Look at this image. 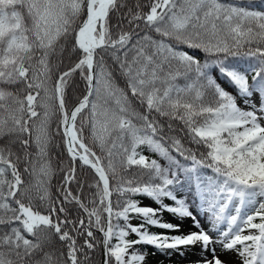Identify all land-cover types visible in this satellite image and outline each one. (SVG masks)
<instances>
[{
  "label": "snow or ice",
  "instance_id": "1",
  "mask_svg": "<svg viewBox=\"0 0 264 264\" xmlns=\"http://www.w3.org/2000/svg\"><path fill=\"white\" fill-rule=\"evenodd\" d=\"M137 245L264 264V0H0V264Z\"/></svg>",
  "mask_w": 264,
  "mask_h": 264
},
{
  "label": "trees",
  "instance_id": "2",
  "mask_svg": "<svg viewBox=\"0 0 264 264\" xmlns=\"http://www.w3.org/2000/svg\"><path fill=\"white\" fill-rule=\"evenodd\" d=\"M255 2V5L256 6H261V0H254ZM141 3L142 4H145L146 3V0H141ZM144 11H148V8L145 7L143 9ZM114 22V20H113ZM241 69L243 68H246L247 67V61L246 60H239L238 61ZM254 74V73H249L248 74V77H249V81H251V75ZM77 83H79V77L77 76ZM83 94V85H81L80 87L76 88L74 87L73 89H69V105H73L75 102H76V97L77 96H82ZM53 128H55V122L53 123ZM85 135H87V133H85ZM88 141L86 140V143ZM55 144H60V138L59 137H56L55 138V141H54V145ZM63 146L61 145V147H55L53 146L50 150V156L52 158V166L56 169V174L53 176L52 178V192L55 193L56 192V186L60 183V180H61V177L63 176V173L59 171V168L64 166L66 167L67 166V162H68V158H67V154L64 153L63 155H61V153H63ZM99 150L97 149V152ZM145 155H148L150 156V158H157L155 157L153 154L151 153H148L147 151L144 152ZM77 174L81 176V179H85L87 178L89 183L91 182V175L88 174V173H85L84 171H82L79 167V165H77ZM73 189L75 190V185H73ZM85 195H87V188H85ZM143 200V199H142ZM165 203H171L170 201L168 200H165ZM135 224H138L139 221L138 220H135ZM149 231L151 232H156V233H162V232H167L165 231L164 229H160V228H156V227H150L149 228ZM167 234H170V233H167ZM97 235H100L99 233H97ZM139 250L141 251H145L146 253L149 252V250L147 249V246L146 245H140L139 247H137ZM101 259V250H97L96 253H95V260L97 261V264H99V261Z\"/></svg>",
  "mask_w": 264,
  "mask_h": 264
},
{
  "label": "rangeland",
  "instance_id": "3",
  "mask_svg": "<svg viewBox=\"0 0 264 264\" xmlns=\"http://www.w3.org/2000/svg\"><path fill=\"white\" fill-rule=\"evenodd\" d=\"M243 106V105H241ZM143 204H150L152 207L157 208L158 205L153 203L151 200L144 198L142 200ZM199 218V217H198ZM163 220L164 221H171L173 223H179L178 220L174 219L172 214L168 212L163 213ZM132 223H136L135 220L132 221ZM203 223V221H202ZM204 227L207 228V224H204ZM167 231V230H165ZM189 231H197L194 227H192V221L191 219H185L183 221V224L181 226V233L187 234ZM180 233L172 232L169 235H176ZM130 238H135L134 236ZM140 245H137L136 247H139ZM147 249L149 252L146 256L145 264H191L192 261L196 260L198 258L199 253V247L189 249L185 252V255L181 256L177 252H169L168 254H164L162 252L157 251L156 249L152 248L151 246H147ZM223 259H235L234 255L224 256Z\"/></svg>",
  "mask_w": 264,
  "mask_h": 264
}]
</instances>
